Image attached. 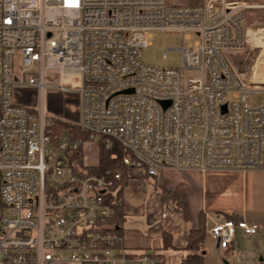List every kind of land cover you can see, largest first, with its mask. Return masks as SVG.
Listing matches in <instances>:
<instances>
[{
	"label": "built area",
	"instance_id": "2783aa9c",
	"mask_svg": "<svg viewBox=\"0 0 264 264\" xmlns=\"http://www.w3.org/2000/svg\"><path fill=\"white\" fill-rule=\"evenodd\" d=\"M260 6L0 0V264H161L159 252L124 246L112 221L121 173L90 171L86 143L116 145L123 166L149 176L163 167L264 170L259 57L248 83L226 57L248 43L245 11ZM151 32L180 33L184 69L196 75L143 62ZM46 75L57 81L45 82ZM68 82L77 118L45 114V87L68 92ZM26 85L41 100L39 113L14 101V90ZM173 209L166 203L161 217ZM259 231L242 217L207 229L223 250L238 233Z\"/></svg>",
	"mask_w": 264,
	"mask_h": 264
},
{
	"label": "crops",
	"instance_id": "0c3cea01",
	"mask_svg": "<svg viewBox=\"0 0 264 264\" xmlns=\"http://www.w3.org/2000/svg\"><path fill=\"white\" fill-rule=\"evenodd\" d=\"M259 1L261 6L247 8L246 16L253 11L264 10V0ZM63 94L56 89L48 92L47 113L60 119L75 120L78 99L67 100L60 107ZM16 100L14 97L16 103L31 107L18 98ZM131 177L133 178L128 180ZM148 179L143 170L139 173L129 172L123 189L122 209L125 220L122 237L126 248L165 252L161 250V246L163 235L167 234L174 250H167L165 253L178 257L181 249L187 245L189 231L198 227L201 217L205 221L202 249L204 264H211V253H218L225 264H264V170L202 171L195 168L163 167L151 178V185L148 184ZM162 190L170 193L183 210H170L162 218L161 213L166 203L172 205L163 200L160 193ZM232 214L257 222L260 231L253 236L238 233L231 247L223 250L211 240L207 229L215 221ZM217 264H220L219 261Z\"/></svg>",
	"mask_w": 264,
	"mask_h": 264
},
{
	"label": "rangeland",
	"instance_id": "374dc122",
	"mask_svg": "<svg viewBox=\"0 0 264 264\" xmlns=\"http://www.w3.org/2000/svg\"><path fill=\"white\" fill-rule=\"evenodd\" d=\"M173 2H182V3H199L201 0H168ZM249 3H261L259 0H247ZM258 9V8H256ZM244 27L257 33L254 35V39H250L248 43L241 49L233 52L227 53L226 57L229 63L234 68V71L242 78L244 83H248L249 81L247 78L252 75L253 66L256 64V60L262 63V66L259 67V71L261 75H264V10H256L251 13H248L246 19L243 22ZM149 44L146 48L142 50V61L151 64L160 68H179L183 71L185 77H193L196 75L194 71L185 70L183 66L182 60V52L179 49L183 46L182 36L178 32H151L148 38ZM192 40L185 41V45L189 46ZM165 53V57L163 54ZM258 66V65H257ZM263 67V68H262ZM263 69V70H262ZM57 78L52 75L45 76V82L52 83L56 82ZM68 87V92L64 93L59 102V106L63 107L64 102L67 100H74L76 99V93L72 91V86H70L69 82L66 83ZM50 90H54L51 87H45L44 95L42 99L43 104V112L47 114L49 111L48 109V101L47 95ZM14 97L15 100H21L22 102L31 105V108L36 112L39 113L41 100L37 99L36 91L34 87L31 86H21L14 90ZM17 101V100H16ZM259 101V94L252 95L248 102L251 106H254ZM54 103V101H53ZM84 158L90 164L96 162L97 156V144L93 142L86 143L84 146ZM141 168H131L130 174L139 173ZM128 172V174H129ZM133 176V175H132ZM149 178V183L151 185V178L153 176L147 175ZM128 178V180L132 179ZM148 192L149 189L147 188ZM126 191V190H125ZM124 194V192H123ZM121 195V199L123 200L124 195ZM143 217L140 218L142 220ZM124 223L122 224V226ZM215 242L213 239H211ZM211 260V264H217L219 261L220 264H223V259L220 257L218 253H211L209 256ZM208 258V259H209ZM210 264V263H207ZM225 264V263H224Z\"/></svg>",
	"mask_w": 264,
	"mask_h": 264
},
{
	"label": "trees",
	"instance_id": "16d2710c",
	"mask_svg": "<svg viewBox=\"0 0 264 264\" xmlns=\"http://www.w3.org/2000/svg\"><path fill=\"white\" fill-rule=\"evenodd\" d=\"M62 124L63 123L56 120L53 123V128L58 129ZM96 153V162L91 166L93 168L90 169V171H103L106 169H112L121 173V180L118 183L116 193L113 197L114 214L112 217V221L117 226V230H119L122 234V224L124 223L125 216L122 209L121 195L123 193L124 187L126 186L128 171L131 168L123 166V164L121 163V151L116 145H114L111 149H106L102 145L97 144ZM160 193L163 200L165 202H171L175 210H183L178 201H176L174 197L170 195V193L164 190H162ZM119 201L120 204L118 203ZM226 218L237 221L241 217L239 215L232 214L230 216H226ZM204 224V219L200 217L198 227L189 231L187 245L183 249H181V254L178 257H174L173 255L165 253L167 250H174V247H172V245L170 244L169 236L167 234H164L161 250H165V252L159 251L161 264H204V254L202 253L203 243L205 239Z\"/></svg>",
	"mask_w": 264,
	"mask_h": 264
},
{
	"label": "bare ground",
	"instance_id": "6f19581e",
	"mask_svg": "<svg viewBox=\"0 0 264 264\" xmlns=\"http://www.w3.org/2000/svg\"><path fill=\"white\" fill-rule=\"evenodd\" d=\"M257 33H254L253 31L249 30L248 29V32H247V38H248V41H249V38L251 39H254V35H256ZM258 66L257 67H260L262 66V63L258 61ZM263 68V67H262ZM263 70V69H262Z\"/></svg>",
	"mask_w": 264,
	"mask_h": 264
},
{
	"label": "water",
	"instance_id": "95a60500",
	"mask_svg": "<svg viewBox=\"0 0 264 264\" xmlns=\"http://www.w3.org/2000/svg\"><path fill=\"white\" fill-rule=\"evenodd\" d=\"M225 108V105H223V109Z\"/></svg>",
	"mask_w": 264,
	"mask_h": 264
}]
</instances>
